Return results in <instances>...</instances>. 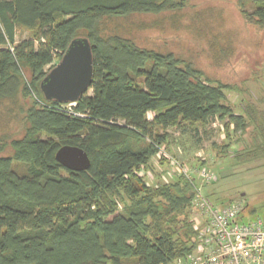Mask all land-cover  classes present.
<instances>
[{"label":"trees","instance_id":"1","mask_svg":"<svg viewBox=\"0 0 264 264\" xmlns=\"http://www.w3.org/2000/svg\"><path fill=\"white\" fill-rule=\"evenodd\" d=\"M235 3L246 23L264 30V0ZM187 6L188 0H0V116L17 111L25 124L23 136L9 143L12 154L0 156V264H175L198 246L197 186L178 174L151 186L141 175L166 147V132L226 120V139L230 128L238 136L251 131L236 163L264 157V113L247 104L235 114L225 104L224 92L239 93L237 85L170 52L141 48L120 31L134 15ZM17 29L29 37L16 41ZM77 37L88 39L93 56L91 95L73 108L80 117L39 89ZM19 97L29 100L26 108L18 107ZM4 143L0 137V151ZM65 145L81 148L89 169L59 165L55 153ZM243 209L244 217L254 212Z\"/></svg>","mask_w":264,"mask_h":264},{"label":"rangeland","instance_id":"2","mask_svg":"<svg viewBox=\"0 0 264 264\" xmlns=\"http://www.w3.org/2000/svg\"><path fill=\"white\" fill-rule=\"evenodd\" d=\"M198 14L200 19L196 18ZM120 31L141 48L170 52L191 61L212 79L237 85L239 93L224 92L225 104L233 113L244 114L247 104L264 113V30L245 22L235 0H188V6L180 11L134 15ZM28 37V31L17 29L16 41ZM223 49L229 54L222 56ZM87 95H91V90ZM28 103L29 100L19 97L18 107L26 108ZM2 116L0 137L5 143L0 156H8L12 154L10 141L23 136L25 124L17 111L10 118ZM224 122L213 118L205 128L193 125L183 130L169 129L166 147L158 148L141 175L151 186L173 182L177 174L184 175L194 180L202 196L211 203L220 206L239 202L254 210L250 219L264 217V157L236 163L233 157L250 142L251 131L238 136L230 128V138L226 139ZM227 144L229 147L224 149ZM17 166L12 164L13 169ZM205 170L216 174L214 183L202 181L200 173ZM245 214H249L248 210ZM192 218L204 227L202 217L193 213Z\"/></svg>","mask_w":264,"mask_h":264},{"label":"built area","instance_id":"3","mask_svg":"<svg viewBox=\"0 0 264 264\" xmlns=\"http://www.w3.org/2000/svg\"><path fill=\"white\" fill-rule=\"evenodd\" d=\"M75 104L60 105L67 114L80 117L73 110ZM200 177L204 183L216 179L206 170ZM243 207L239 202L223 208L214 206L197 188L194 213L202 217L204 227L193 219L200 230L198 246L189 258L175 264H264V217H244Z\"/></svg>","mask_w":264,"mask_h":264},{"label":"water","instance_id":"4","mask_svg":"<svg viewBox=\"0 0 264 264\" xmlns=\"http://www.w3.org/2000/svg\"><path fill=\"white\" fill-rule=\"evenodd\" d=\"M93 56L87 38L70 41L60 60L46 73L39 84L46 101L58 104L76 103L87 93L92 81ZM56 162L64 169L80 172L90 167L87 154L79 147L65 145L55 153Z\"/></svg>","mask_w":264,"mask_h":264}]
</instances>
